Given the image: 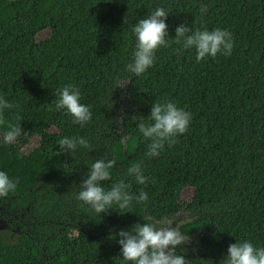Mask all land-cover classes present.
<instances>
[{
	"label": "trees",
	"instance_id": "16d2710c",
	"mask_svg": "<svg viewBox=\"0 0 264 264\" xmlns=\"http://www.w3.org/2000/svg\"><path fill=\"white\" fill-rule=\"evenodd\" d=\"M157 7L169 13L170 47L135 76L127 71L132 28ZM182 23L229 31L232 54L197 63L195 49L173 40ZM42 30L47 36L37 39ZM68 84L90 107L84 127L55 109L56 90ZM0 97L15 106L4 110L0 135L9 124L23 128L17 142L0 140V171L18 181L5 198L0 264H123L119 230L182 209L193 218L178 230L200 232L209 249L183 251L190 264H220L237 241L264 247V0H0ZM165 100L192 120L175 145L149 159L138 118L149 122L152 104ZM28 137L37 142L23 151ZM64 137H84L92 149L57 156ZM96 159L116 161L112 180L101 182L105 190L124 179L148 200L101 216L78 200ZM140 161L154 182L127 175ZM184 188L192 190L188 201L180 200ZM216 219L224 221L221 231L211 228Z\"/></svg>",
	"mask_w": 264,
	"mask_h": 264
},
{
	"label": "clouds",
	"instance_id": "9594fccd",
	"mask_svg": "<svg viewBox=\"0 0 264 264\" xmlns=\"http://www.w3.org/2000/svg\"><path fill=\"white\" fill-rule=\"evenodd\" d=\"M169 13L163 7H157L146 18L140 19L132 28L136 37L132 61L127 64V71L140 76L150 69L155 61L156 52L160 48L170 47L168 24ZM174 42L183 49H195L196 62L216 58L218 55L230 56L234 48L232 34L224 29L215 28L211 31L196 29L180 24L175 28ZM180 51V49H178ZM56 110H66L72 116V123L84 127L92 119L90 107L82 104L79 87L68 84L56 90ZM15 106L0 97V124L4 123L5 109ZM16 120L21 118L17 115ZM149 122L138 118V130L147 144L146 158H156L166 146L171 147L178 142L190 126L192 115L170 100L153 103L147 117ZM23 133L20 123L9 124L7 130L0 135L4 144L14 143ZM59 151L56 155L74 153L77 147L92 149L84 137H64L57 142ZM115 160L96 159L90 166L86 177L82 179L77 199L88 205L96 214H107L110 209L121 214L132 212L133 202L143 204L148 200V193L141 190L139 194L130 192V185L124 179L112 183L108 190L101 186L102 181H111V170ZM127 175L135 178L137 184L145 185L151 181L145 176L143 161L133 163L127 169ZM18 181L10 178L7 172L0 171V199L7 198L17 189ZM129 209L122 212L121 210ZM146 222L136 223L130 230L121 229L117 233L123 264H190L184 254L177 251L181 245H188L190 237L183 235L173 222L167 225ZM220 264H264V247H256L245 240L228 246L226 257Z\"/></svg>",
	"mask_w": 264,
	"mask_h": 264
},
{
	"label": "rangeland",
	"instance_id": "374dc122",
	"mask_svg": "<svg viewBox=\"0 0 264 264\" xmlns=\"http://www.w3.org/2000/svg\"><path fill=\"white\" fill-rule=\"evenodd\" d=\"M212 2H220L221 0H209ZM48 34L47 30H42L39 32L36 36L37 39H42L46 37ZM124 82L120 83V86L123 85ZM17 142V140L15 141ZM37 142V139L35 137H28L27 143L25 146H20V149L23 151H28L31 149ZM19 145V144H18ZM192 190L190 188H184L180 193V200L181 201H188L191 196ZM192 216H190L186 210L182 209L178 214L174 215L173 217H163L159 220H156V223L158 225H167L169 223L173 222V227H178L182 223H186L190 220H192ZM224 226V221L216 219L212 222L211 228L215 231H221ZM184 235V234H183ZM188 236V235H185ZM201 236L200 232H195L192 235H189L190 237V243L188 245H181L182 249H184L185 252L193 254H209V249L202 245L199 241V238Z\"/></svg>",
	"mask_w": 264,
	"mask_h": 264
},
{
	"label": "flooded vegetation",
	"instance_id": "af4514ba",
	"mask_svg": "<svg viewBox=\"0 0 264 264\" xmlns=\"http://www.w3.org/2000/svg\"><path fill=\"white\" fill-rule=\"evenodd\" d=\"M9 206L8 201L5 200V198L0 199V229L2 226L5 224L4 219H6L7 213H5L3 210L5 209L4 207Z\"/></svg>",
	"mask_w": 264,
	"mask_h": 264
}]
</instances>
